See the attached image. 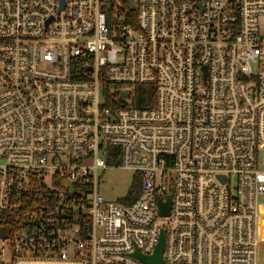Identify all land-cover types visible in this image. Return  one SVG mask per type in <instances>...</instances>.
Here are the masks:
<instances>
[{
    "label": "built area",
    "instance_id": "2783aa9c",
    "mask_svg": "<svg viewBox=\"0 0 264 264\" xmlns=\"http://www.w3.org/2000/svg\"><path fill=\"white\" fill-rule=\"evenodd\" d=\"M261 206L264 0H0V264H257Z\"/></svg>",
    "mask_w": 264,
    "mask_h": 264
},
{
    "label": "rangeland",
    "instance_id": "374dc122",
    "mask_svg": "<svg viewBox=\"0 0 264 264\" xmlns=\"http://www.w3.org/2000/svg\"><path fill=\"white\" fill-rule=\"evenodd\" d=\"M138 183V177L131 171L113 169L99 175L100 194L108 201L122 202L132 198L131 190ZM263 202V201H262ZM259 253L257 264H264V208H260Z\"/></svg>",
    "mask_w": 264,
    "mask_h": 264
},
{
    "label": "water",
    "instance_id": "95a60500",
    "mask_svg": "<svg viewBox=\"0 0 264 264\" xmlns=\"http://www.w3.org/2000/svg\"><path fill=\"white\" fill-rule=\"evenodd\" d=\"M62 3H63V0H62ZM62 7H63V4H62ZM169 207H170V201L167 204H164L163 206H161V214L163 216L169 215ZM164 238L165 237L163 234L161 242L154 256L144 257V256H141L138 252L137 254H135V256L141 259L145 264H165V262L163 261Z\"/></svg>",
    "mask_w": 264,
    "mask_h": 264
},
{
    "label": "trees",
    "instance_id": "16d2710c",
    "mask_svg": "<svg viewBox=\"0 0 264 264\" xmlns=\"http://www.w3.org/2000/svg\"><path fill=\"white\" fill-rule=\"evenodd\" d=\"M131 192H132V198L129 199L130 202L133 201V199H135L139 195L140 193L139 184L136 185L135 188L131 190Z\"/></svg>",
    "mask_w": 264,
    "mask_h": 264
}]
</instances>
